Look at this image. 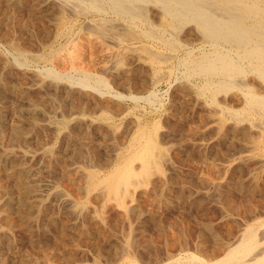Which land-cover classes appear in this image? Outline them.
Instances as JSON below:
<instances>
[{
    "label": "rangeland",
    "instance_id": "374dc122",
    "mask_svg": "<svg viewBox=\"0 0 264 264\" xmlns=\"http://www.w3.org/2000/svg\"><path fill=\"white\" fill-rule=\"evenodd\" d=\"M38 1L40 0H20L18 5L16 4L19 6L18 9L15 5L13 7L9 4H0V19L3 18L0 20V102L2 101L0 103V201H8L3 207L1 205L0 210L7 211L11 221L9 224L10 226L14 224L15 227L12 228L14 230L11 238L6 240L8 243L0 241V264H158V262L163 264L165 260L168 264L174 261L182 264H210L207 257L211 250H217L218 247L220 249L226 241L231 242L236 237V232L238 231V234L240 228L252 221L260 227L258 229L261 239L264 235V112L262 109H258V113L251 110L246 98L249 95L248 91L250 95L264 94V75L259 73L257 66L249 62L248 58L246 60L243 56L232 54L239 64H243L240 72L244 73L233 75L234 83L231 88L229 87L230 89L226 88L228 92L223 89L225 92L220 90L217 93L218 89L209 84L208 76L205 77L203 74L198 76L197 73L188 71L187 64L191 60L194 58L196 60V57L199 59L205 53L215 50V47L210 45L211 42L205 41L201 32L195 30L193 25L186 26L180 32L172 30L163 24L162 19L155 13L157 9L150 5L153 9L148 6L146 14L155 26L141 22L137 28L135 25L124 24L123 21L113 20L112 16V20L109 21L116 25V31L110 30V25H106L107 21L105 27L103 24L102 28L105 30L107 28L106 32L113 34L115 31L114 35L121 37V44L115 42L111 36L99 34L100 30L91 23L94 18L92 14L64 15L58 11L60 7L56 1L48 2L49 5H54L53 7L46 4L47 6L42 8L39 7ZM8 14L12 19H9ZM157 20L160 23L156 22ZM140 28L145 30L148 28L151 34L146 35L147 32L144 33L145 30ZM175 33H178V36ZM99 36L102 37L98 38ZM107 39L110 41H106ZM103 48L105 51L110 48L114 53L107 62L105 58L103 59ZM216 49L225 51L228 47L219 45ZM164 53L168 54L167 57ZM35 54L40 55L41 58ZM72 60H75L77 72L70 70V67L74 66ZM105 62L108 69L101 70ZM50 70L58 75L52 74ZM87 72L103 76L107 86L97 87L91 80L89 87L80 84L78 80ZM221 77L225 80L228 76L213 75L210 79L217 82L218 79H222ZM215 82L214 84H217ZM258 86H261V89ZM241 89L242 92H246H244L246 97L244 93H240ZM53 116L57 120H54ZM217 117H219L218 121ZM212 119H214L213 124L210 122ZM259 129L261 132L257 131ZM15 133L17 135L14 136ZM260 133L262 137H259ZM147 143H153L150 147L157 152L155 160L158 163L154 161L150 169L144 171L142 165L146 153L144 147ZM23 150H36L38 154L33 158L35 161L24 160L26 163L32 162L30 164L32 171L27 173L25 184L36 186L42 180L50 178L61 189L66 188L65 191L77 202L75 206L78 210L75 206L72 208L62 206L56 199L58 196H55L44 204L43 214H46L41 223L44 225L34 223L31 224L32 229L28 226L24 231L25 221L28 219L27 215L22 214L25 212L28 214L27 211L34 213L35 207L24 205L22 200H19V196L24 195L22 194L24 188L21 186L23 189L21 187L18 189L14 186V179L9 177L16 163L24 162L19 158ZM129 166L132 168L128 169ZM75 167L85 168L83 170H86L87 176L73 180V175L69 171L72 172ZM116 168L118 171L114 181L119 180L125 172H130L132 169L130 175L133 176H129L128 182L120 186L121 189L126 186L122 189L123 193L121 189L120 193H111V190L106 188L108 185L105 184L98 186L104 190L103 192H100L98 187L95 188L96 185L93 186V182L99 183V180ZM88 171L91 173L89 174ZM88 174L93 178L86 184L84 182H88L85 180L88 179ZM79 180H83L81 182L84 184H80ZM5 190H10V197L9 192ZM133 193L136 203L133 201L132 204L135 205H133L135 210L132 209L133 206L130 207L128 198ZM128 204L132 211L128 208ZM78 205L82 209H79ZM87 205L89 209L85 208ZM74 208L81 214H76ZM99 215L102 216L101 219L103 218L101 223L95 220ZM66 216L68 217L65 218ZM33 233L38 239H33ZM231 235L235 237L231 238ZM263 240H260L259 247L264 246ZM191 256L194 258L189 259L192 258ZM145 260L147 261L144 262Z\"/></svg>",
    "mask_w": 264,
    "mask_h": 264
},
{
    "label": "bare ground",
    "instance_id": "6f19581e",
    "mask_svg": "<svg viewBox=\"0 0 264 264\" xmlns=\"http://www.w3.org/2000/svg\"><path fill=\"white\" fill-rule=\"evenodd\" d=\"M24 1V0H23ZM51 1V0H40L38 1L39 2V7L42 8V7H46L48 4V2ZM56 1L58 4H59V7H60V11L62 14L66 15L68 13H70L71 15H80V14H92L94 16V18L92 19V25H94L97 29L100 30L99 34L100 35H107V36H111L112 39L118 43H120L121 41V37L114 35L115 31V28H116V25H114L111 21L109 20H112L111 19V16L113 17V20H118L119 21H123L124 24H127V25H135L137 26L139 23H144L146 25H149V26H155V24L150 21L151 19L147 16L148 14H146V11L148 8V6H154L157 10L156 15H158L162 21H163V24L165 26H168L170 27L172 30H177L178 32H180L181 29L184 30V28L186 26H189L190 24L194 26L195 30L197 29L199 32H201L203 38L205 41H208V42H211L210 45L214 46L215 47V50L211 51L210 53L203 55L202 57L198 56L199 59H197L196 57V60L194 58V60H191L189 63L187 61V67H188V71L189 73H197L196 75L198 74H203L206 76H208V81H209V84H212L211 86L217 88V93L220 92V90H223V89H226L227 87L229 88L230 86H233V83H234V78H233V75L235 74H241L242 72L241 71V65L243 64H239L232 56V54H235V55H238V56H243L246 58H248L249 62H252L253 64H255L257 66V70L259 71L260 74L264 75V0H54ZM20 0H0V4H9L11 6L15 5L17 7ZM30 3V2H29ZM36 3V2H35ZM51 3V2H50ZM17 4V5H16ZM35 5V4H34ZM3 6V5H2ZM29 6V5H28ZM48 6H54V5H49ZM150 6V7H151ZM14 7V6H13ZM8 8V7H7ZM6 8V9H7ZM152 8V7H151ZM4 9V10H6ZM10 9V8H9ZM12 9V8H11ZM10 9V10H11ZM18 9V8H17ZM153 9V8H152ZM3 11V10H1ZM9 11V10H8ZM45 11V10H44ZM53 11V10H52ZM16 12V11H15ZM150 12V11H148ZM154 12V11H153ZM3 12H1L2 14ZM6 13V11H5ZM9 13V12H8ZM14 13V12H13ZM12 13V14H13ZM42 13V12H41ZM11 14V15H12ZM4 15V14H3ZM9 15V14H8ZM39 15V14H38ZM43 15V14H42ZM63 15V16H64ZM91 15V16H92ZM148 17H146V16ZM155 16V15H154ZM47 17V15H46ZM144 17V18H143ZM157 17V16H156ZM1 18V17H0ZM5 18V17H4ZM12 19V16L9 15V19ZM14 18V16H13ZM35 18V17H34ZM42 18V17H41ZM69 18V17H67ZM72 18V17H71ZM73 18H75V16H73ZM143 18V19H142ZM159 18V19H160ZM3 19V18H2ZM0 19V20H2ZM63 19V18H62ZM66 19V18H65ZM70 19V18H69ZM91 19V18H90ZM149 19V20H148ZM154 19V18H153ZM158 19V18H157ZM43 20V19H42ZM67 20V19H66ZM12 21V20H11ZM14 21V20H13ZM12 21V22H13ZM108 22L106 23V25H110V30H115L113 34H110L108 32H106L105 29H103V24H104V27H105V22ZM6 22V21H5ZM8 22V21H7ZM16 22V21H15ZM20 22V21H19ZM30 22V21H29ZM38 22V20H37ZM67 21H65L66 23ZM74 22V21H73ZM114 22V21H113ZM156 22H159L158 20ZM21 23V22H20ZM63 23H64V20H63ZM87 23V22H86ZM89 23V22H88ZM160 23V22H159ZM13 24V23H12ZM16 24V23H15ZM52 24V23H51ZM143 24V26H145ZM6 25V24H5ZM11 25V24H10ZM73 25V23H72ZM120 25V24H119ZM7 26H9V24H7ZM5 26V27H7ZM13 26V25H11ZM20 26V25H19ZM27 26V25H26ZM158 26V25H157ZM162 26V25H161ZM14 27V26H13ZM88 27V26H87ZM94 27V28H95ZM108 27V26H106ZM119 27V26H118ZM130 27V26H129ZM141 27V26H140ZM164 27V26H162ZM20 28V27H19ZM72 28V27H71ZM93 28V27H92ZM91 28V29H92ZM95 28V29H96ZM138 28V26H137ZM151 28V27H150ZM192 28V29H194ZM11 29V28H10ZM21 29V28H20ZM19 29V30H20ZM24 29V28H23ZM22 29V30H23ZM84 29V28H83ZM89 29V28H87ZM124 28H122L123 30ZM141 29V28H140ZM156 29V27H155ZM141 30H145L144 29H141ZM159 30V28H158ZM164 30V29H163ZM127 31V30H126ZM72 32V31H71ZM93 32V31H92ZM144 32V31H143ZM147 32V33H146ZM171 32V31H170ZM174 32V31H173ZM185 32V31H184ZM69 33V32H68ZM95 33V32H94ZM119 33V32H118ZM124 33V32H123ZM128 33V31H127ZM146 35L148 34H151L150 31L148 30V28H146L145 32ZM78 34V33H77ZM76 34V35H77ZM109 34V35H108ZM176 34V33H175ZM98 35V34H97ZM144 35V34H143ZM171 35V34H170ZM174 35V33H173ZM178 36V33L176 34ZM176 36V38H177ZM4 37V35H3ZM97 37V36H96ZM102 37V36H101ZM100 36L98 38H101ZM131 37V36H130ZM94 38V37H93ZM97 38V39H98ZM104 38V37H103ZM105 38H107L105 36ZM104 38V39H105ZM159 38V37H158ZM163 38V37H162ZM103 39V40H104ZM129 39H132V38H129ZM135 39V37L133 38ZM3 40V39H2ZM14 40H16L14 38ZM13 40V42H15ZM102 40V41H103ZM179 40V39H178ZM200 40V39H199ZM5 41V40H4ZM19 41V39H18ZM108 41V39L106 40ZM110 41V40H109ZM108 41V42H109ZM126 41V40H125ZM128 41V40H127ZM164 41V40H163ZM167 42V40H165ZM8 42V41H7ZM11 42V44L13 43ZM72 42V41H71ZM101 42V41H100ZM155 42V41H154ZM170 42V41H169ZM187 42V41H186ZM4 43V42H3ZM22 43V42H21ZM104 43V42H103ZM168 43V42H167ZM171 43V42H170ZM1 44V43H0ZM19 44V43H18ZM111 44V43H110ZM122 44V42H121ZM127 44V43H126ZM133 44V43H132ZM137 44V43H136ZM165 44V43H163ZM172 44V43H171ZM182 44V43H181ZM186 44V43H185ZM209 44V43H208ZM16 45V44H15ZM101 45V44H100ZM106 45V44H105ZM107 45L109 46V43H107ZM115 45V44H114ZM117 45V43H116ZM219 45H222L224 46H227L228 49H226L225 51H219L216 49L217 46ZM63 46V45H62ZM69 46V44H68ZM127 46V45H126ZM134 46V45H132ZM172 46H175L172 44ZM16 47V46H15ZM18 47V46H17ZM26 47V46H25ZM103 47V46H102ZM116 47V46H115ZM135 47V46H134ZM27 48V47H26ZM138 47H136L137 49ZM141 48H143L141 46ZM29 49V48H28ZM108 49V47H107ZM123 49V48H122ZM129 49V48H128ZM134 49V48H133ZM144 49H147L144 47ZM208 49V48H207ZM62 50V49H61ZM135 50V49H134ZM78 51V50H77ZM77 51H74V52H77ZM103 59L105 58V61L107 62L108 60H110L112 58V55H114L113 53V50H104L103 48ZM102 51V52H103ZM130 51V50H129ZM9 52V51H8ZM26 52V51H25ZM70 52H72V50H70ZM101 52V51H100ZM138 52V51H137ZM156 52V51H155ZM11 53V52H10ZM23 53V52H22ZM69 53V52H67ZM129 53V52H128ZM131 53V52H130ZM136 53V52H135ZM142 53V52H141ZM162 53V52H161ZM167 53V52H166ZM186 53V52H185ZM30 55V53H28ZM72 54V53H71ZM160 54V53H159ZM165 54V53H164ZM189 54V53H188ZM13 55V54H12ZM11 55V56H12ZM34 55V54H33ZM139 55V54H138ZM157 55V54H156ZM166 55V54H165ZM168 55V54H167ZM166 55V57H167ZM35 56H40V55H36ZM42 56V55H41ZM102 56V55H101ZM116 56V55H115ZM155 56V55H154ZM172 56V55H171ZM237 56V58H239ZM6 57V56H5ZM14 57V56H13ZM12 57V58H13ZM125 57V56H124ZM158 57V56H157ZM27 58V57H26ZM41 58V57H39ZM38 58V60H40ZM74 58V57H72ZM114 58V56H113ZM122 59V57H120ZM129 58V57H128ZM242 58V57H241ZM44 59V57H43ZM148 59V58H147ZM158 59H160L158 57ZM183 59V58H182ZM240 59V58H239ZM116 60V59H115ZM247 60V59H246ZM4 61V60H3ZM23 61V60H22ZM43 61V60H42ZM54 61V60H53ZM73 61V60H72ZM75 61V60H74ZM73 61V64L75 63ZM113 61V60H112ZM122 61V60H121ZM20 62V61H19ZM103 62V61H102ZM103 64L102 65V69L101 70H107L108 69V65L106 64ZM118 62V61H117ZM141 62V61H140ZM153 62V61H152ZM160 62V61H159ZM166 62V61H165ZM186 62V61H185ZM243 62V61H242ZM36 63V62H35ZM146 63V62H145ZM251 63V64H252ZM24 63H22L23 65ZM27 64V63H26ZM31 64V62H30ZM139 64V63H138ZM154 64V63H153ZM245 64V63H244ZM19 65V64H18ZM17 65V66H18ZM21 65V64H20ZM39 65V64H38ZM69 65L70 62H69ZM68 65V66H69ZM246 65V64H245ZM250 65V63H249ZM20 67V66H19ZM36 67V66H35ZM64 67V66H63ZM70 67V66H69ZM68 67V68H69ZM77 66L74 64V66H71L70 67V70L71 71H78ZM136 67V66H135ZM67 68V69H68ZM115 68V67H114ZM125 68H128V67H125ZM124 68V69H125ZM138 68V67H137ZM150 68V67H149ZM249 68V67H248ZM37 69V68H36ZM91 70V68H89ZM134 69V68H133ZM141 69V68H140ZM40 70V69H39ZM43 70V69H42ZM57 70V69H56ZM127 70V69H126ZM131 70V69H130ZM129 70V71H130ZM142 70V69H141ZM158 70V69H156ZM256 70V69H255ZM256 70V72H257ZM52 71V70H50ZM49 71V72H50ZM70 71V72H71ZM95 71V70H94ZM132 71V70H131ZM252 71H254V69H252ZM2 72V71H1ZM53 72V71H52ZM58 72V71H57ZM96 72V71H95ZM133 72V71H132ZM145 72V71H144ZM156 72V71H155ZM183 72V71H182ZM240 72V73H239ZM79 73V72H78ZM82 73V72H81ZM143 73V71H142ZM170 73V72H169ZM244 73V72H243ZM242 73V74H243ZM249 73V72H248ZM37 74V73H36ZM47 74V73H46ZM54 74V72L52 73ZM65 74V73H64ZM187 74V73H186ZM192 74V75H194ZM256 74V73H255ZM259 74V75H260ZM54 75H58L57 73L54 74ZM69 75V74H68ZM67 75V76H68ZM138 75V74H137ZM184 75V74H183ZM182 75V76H183ZM190 75V74H189ZM213 75H225V76H228L227 79H223V81L219 80L215 83L217 84H214L213 80L210 79L211 76ZM247 75V74H246ZM49 76V75H47ZM51 76V75H50ZM66 76V74H65ZM73 76V75H72ZM191 76V75H190ZM199 76V75H198ZM243 76V75H242ZM257 76V75H256ZM55 77V76H54ZM71 77V76H70ZM107 77V76H106ZM46 78V77H45ZM53 78V77H52ZM56 78V77H55ZM59 78V77H57ZM66 78V77H65ZM188 78V77H187ZM219 78V77H218ZM226 78V77H225ZM236 78V76H235ZM244 78V76H243ZM260 78V76H259ZM262 78V77H261ZM2 79V78H1ZM8 79V78H6ZM129 79V78H128ZM263 79V78H262ZM40 80V79H39ZM70 80V79H69ZM90 80L91 81H94V84H96L97 87H106L107 86V82L105 80V78L99 74H95V73H85L84 76L82 78H80L78 81L80 84H82L83 86H87L89 87V83H90ZM264 80V79H263ZM41 81V80H40ZM237 81V79H236ZM235 81V82H236ZM156 82V81H155ZM38 83V82H37ZM44 83V82H43ZM42 83V84H43ZM58 83V82H57ZM208 83V82H207ZM244 83V81H243ZM260 83V82H258ZM23 84V82H22ZM59 84V83H58ZM69 84V83H68ZM67 84V85H68ZM110 84V83H109ZM207 85V84H206ZM25 86V83L24 85ZM81 86V85H80ZM236 86V85H235ZM1 87V86H0ZM92 87V86H91ZM202 87V86H201ZM245 87V86H244ZM249 87V85H248ZM246 86V89L248 88ZM259 87V86H258ZM261 87V86H260ZM259 87V89H261ZM18 88V87H17ZM30 88V87H29ZM35 88V87H34ZM94 88V87H93ZM112 88V86H111ZM190 88V87H189ZM200 88V87H199ZM231 88V87H230ZM229 88V89H230ZM254 88V87H253ZM263 88V87H262ZM16 89V88H15ZM26 89V88H25ZM37 89V88H36ZM42 89V87H41ZM29 90V89H27ZM40 90V89H39ZM47 90V89H46ZM250 90V89H249ZM258 90V88H257ZM3 91V90H2ZM16 91V90H15ZM100 91V90H99ZM103 91V90H102ZM225 92V90H223ZM227 91V89H226ZM229 91V90H228ZM227 91V92H228ZM21 92V91H20ZM39 93V91H37ZM222 92V91H221ZM242 92V89L240 91V93ZM245 92V91H244ZM242 92V93H244ZM249 92V91H248ZM248 97L245 96V93H244V97H246L248 99V106L249 108H251V110L253 109V111L255 110L256 113H258V109H262L264 112V94H262L263 96H258V95H254L251 93H248ZM252 92V91H251ZM260 92V91H259ZM1 93V92H0ZM3 93V92H2ZM34 93V92H33ZM58 93V92H57ZM149 93V92H148ZM190 93V92H189ZM256 93V92H255ZM264 93V92H263ZM45 94V93H44ZM55 94V93H54ZM77 94V93H76ZM100 94V93H99ZM115 94V93H114ZM112 94V95H114ZM8 95V94H7ZM136 95V94H135ZM153 95V93H152ZM124 96V95H122ZM139 96V95H138ZM146 96H148L146 94ZM150 96V95H149ZM201 96V95H200ZM242 96V95H241ZM10 97V96H9ZM21 97V96H20ZM27 97V96H26ZM32 97V96H31ZM40 97V96H39ZM42 97V96H41ZM117 97V96H116ZM137 97V96H136ZM197 97V96H196ZM199 97V96H198ZM54 98V97H53ZM64 98V97H62ZM70 98V97H69ZM75 98V96H74ZM78 98V97H77ZM80 98V97H79ZM213 98V97H211ZM4 99V97H3ZM6 99V98H5ZM72 99V98H71ZM81 99V98H80ZM83 99V98H82ZM206 99V98H205ZM43 100V99H42ZM41 100V101H42ZM89 100V99H88ZM87 100V101H88ZM78 101V100H77ZM2 102V101H1ZM0 102V103H1ZM35 102V101H34ZM62 102V101H61ZM70 102V101H69ZM11 103V102H10ZM38 103V102H37ZM50 103V102H49ZM81 103V102H80ZM19 104V103H18ZM67 104V103H66ZM69 104V103H68ZM67 104V105H68ZM71 104V103H70ZM78 104V103H77ZM100 104V103H99ZM104 104V103H103ZM48 105V104H47ZM58 105V104H56ZM92 105V104H91ZM243 106V104H242ZM247 106V107H248ZM7 107V106H6ZM5 107V108H6ZM9 107V106H8ZM7 107V108H8ZM19 107V106H18ZM17 107V108H18ZM58 107V106H57ZM62 107H64V105H62ZM68 107V106H67ZM71 107V106H70ZM69 107V108H70ZM227 107V106H226ZM235 107V106H234ZM246 107V105H245ZM6 108V109H7ZM56 108V107H55ZM59 108V107H58ZM66 108V106L64 107ZM82 108V107H81ZM22 109V108H21ZM47 109V107H46ZM52 109V108H51ZM67 109V108H66ZM91 109V108H90ZM243 109V108H242ZM241 111H244L242 110ZM246 109V108H245ZM9 110V109H8ZM110 111V110H109ZM230 111V110H229ZM228 111V112H229ZM236 111V109L234 110ZM249 111V110H248ZM14 112V111H13ZM21 112V111H20ZM48 112V111H47ZM50 112V111H49ZM107 112V111H106ZM239 113V111H237ZM3 113V112H2ZM19 113V112H18ZM17 113V114H18ZM40 113V112H39ZM105 113V112H103ZM102 113V114H103ZM108 113V112H107ZM233 113V112H232ZM231 113V114H232ZM242 113V112H240ZM259 113H261V111H259ZM28 114V113H27ZM81 114V113H80ZM264 114V113H263ZM262 114V115H263ZM7 115V114H6ZM101 115V114H100ZM31 116V115H30ZM65 116V115H64ZM33 117V116H32ZM36 117V116H35ZM44 117V116H42ZM54 117V116H53ZM234 117V116H233ZM15 118V117H14ZM40 118V117H39ZM38 118V119H39ZM213 118V115L212 117ZM217 121L219 120V117H217ZM225 118V117H224ZM237 118V116H236ZM240 118V117H239ZM238 118V119H239ZM19 119V118H18ZM43 119V118H42ZM54 120H57V118L55 119V117L53 118ZM71 119V118H70ZM108 119V118H107ZM105 120V119H104ZM181 120V119H180ZM213 120L212 119L210 122L213 124ZM216 120V118H215ZM225 120V119H224ZM185 121V120H184ZM50 122V121H49ZM54 122V121H53ZM59 122V121H58ZM1 123V122H0ZM7 123V122H6ZM47 123V122H46ZM67 123V122H66ZM209 123V122H208ZM220 123H222V121L220 120ZM236 123V122H235ZM252 123V122H251ZM56 124H60V123H57ZM149 124V123H148ZM5 125V124H4ZM80 125V124H79ZM234 125V124H233ZM242 125V124H241ZM6 126V125H5ZM20 126V125H19ZM18 126V128L20 129V127ZM24 126V125H23ZM31 126V124H30ZM247 126V125H245ZM1 127V126H0ZM22 127V126H21ZM32 127V126H31ZM45 127V126H44ZM222 128V127H221ZM220 128V129H221ZM235 128V127H233ZM250 128V127H249ZM248 128V129H249ZM12 129V128H11ZM16 129V128H15ZM14 129V130H15ZM17 129V130H19ZM56 129V128H55ZM65 129V128H64ZM15 130V131H17ZM33 130V129H32ZM13 131V130H12ZM11 131V132H12ZM20 131V130H19ZM25 131V130H24ZM23 131V132H24ZM29 131V130H28ZM78 131V130H76ZM142 131V130H141ZM243 131V130H242ZM257 131H260L261 132V129L257 130ZM40 132V131H39ZM60 132V131H59ZM68 132V131H67ZM228 132V131H227ZM10 133V132H8ZM6 133V134H8ZM13 133V132H12ZM20 133V132H19ZM18 133V135L20 136V134ZM36 133V132H35ZM38 133V132H37ZM36 133V134H37ZM43 133V132H42ZM65 133V132H64ZM74 133V132H73ZM26 134V133H25ZM34 134V133H33ZM32 134V135H33ZM139 134V133H138ZM144 134V133H143ZM146 134V133H145ZM225 134V133H224ZM232 134V133H231ZM262 133H260L259 137H262L261 136ZM264 134V133H263ZM10 135V134H9ZM17 135L16 133L14 134V136ZM23 135V134H22ZM61 135V134H60ZM142 135V134H141ZM140 135V136H141ZM11 136V135H10ZM69 136V135H68ZM74 136V135H73ZM139 136V135H138ZM254 136V135H253ZM12 137V136H11ZM21 137V136H20ZM256 137V136H255ZM10 138V137H9ZM14 138V137H13ZM12 138V139H13ZM24 138V136H23ZM131 138V137H130ZM137 138V137H136ZM135 138V139H136ZM254 138V137H253ZM7 139V138H6ZM142 139V137H141ZM146 140V138H144ZM188 139V138H187ZM186 139V140H187ZM242 139V138H241ZM256 139H258V137H256ZM255 139V140H256ZM4 140V139H3ZM14 140V139H13ZM79 140V138L77 139ZM144 140V142H145ZM261 140V139H259ZM258 140V141H259ZM264 140V138H263ZM11 141V140H10ZM22 141V140H21ZM76 141V140H74ZM83 141V140H81ZM199 141V140H198ZM7 142V140H6ZM151 142V141H150ZM257 142V141H256ZM31 143V142H30ZM66 143V142H65ZM122 143V142H121ZM138 143V142H137ZM161 143V142H160ZM185 143V142H184ZM196 143H199L196 141ZM10 144V143H9ZM153 144V143H151ZM149 143H147V146H145L144 148L146 149V152L145 153V159H144V162L142 164V166L144 167V171H148L151 167V165L154 163L155 158H156V153L152 147H150ZM155 144V142H154ZM254 144V143H253ZM256 144V143H255ZM3 145V144H2ZM22 145V144H21ZM20 145V147H21ZM29 145V144H28ZM81 145V144H80ZM121 145V144H120ZM143 145V143H142ZM200 145V144H199ZM250 145V144H249ZM257 145V144H256ZM16 146V145H15ZM141 146V145H140ZM156 146V145H154ZM178 146V145H177ZM261 146V145H260ZM23 147V146H22ZM118 147V146H117ZM138 147V146H137ZM158 147V146H157ZM199 147V146H198ZM257 147V146H256ZM25 148V147H23ZM142 148V147H140ZM201 148V147H200ZM253 148V147H252ZM252 148H250L252 150ZM143 149V148H142ZM255 149V148H253ZM9 150V149H7ZM38 150V149H37ZM140 150V149H139ZM158 150V148H157ZM156 150V151H157ZM162 150V148H161ZM260 150V149H259ZM43 151V150H42ZM136 151V149H135ZM38 152V151H37ZM47 152V151H46ZM49 152V151H48ZM140 152V151H139ZM143 152V150H142ZM12 153V152H11ZM85 153V152H84ZM255 153V152H253ZM36 150L35 151H29V150H23L21 152V157L19 158H22L21 160H26V159H33L34 157H36ZM46 154V153H45ZM141 153H139L140 155ZM164 154V153H163ZM12 155V154H11ZM15 155V154H14ZM135 155V154H134ZM138 155V154H137ZM136 155V156H137ZM159 155V154H158ZM157 155V156H158ZM165 155V154H164ZM211 155V154H210ZM49 156V155H48ZM121 156V155H120ZM129 155H127L128 157ZM143 156V154H142ZM167 156V155H166ZM164 156V157H166ZM262 156V155H261ZM264 156V155H263ZM39 157V156H38ZM55 157V156H54ZM58 157V156H57ZM56 157V158H57ZM144 157V156H143ZM259 157V156H258ZM5 158V157H4ZM130 158V157H129ZM139 158V156H138ZM168 158V157H167ZM204 158V157H203ZM50 159V158H49ZM125 159V158H124ZM163 159V157H162ZM165 159V158H164ZM202 159V158H201ZM261 159V158H260ZM15 160V159H14ZM34 160V159H33ZM51 160V159H50ZM59 160V159H58ZM126 160V159H125ZM129 160V159H128ZM132 160V159H131ZM262 160V159H261ZM10 161V160H9ZM35 161V160H34ZM260 162V161H259ZM32 163V162H31ZM31 163H26L25 161L24 162H18V164L16 163V165L13 167V171H11V175L9 176L10 178H13L14 179V186H16L18 189L23 186L24 188V192L22 194V196H19V200L24 203V205H28L29 206H34L35 207V210L34 213L32 212H28V214H22V215H27V219L25 222L28 223L26 224L25 223V227L26 229L24 228V231L27 230L28 226L32 229L33 227H31V224H34L36 223V225L39 223V225H44V224H41L42 221H43V218L45 217L44 215L46 214H43V207L45 206V202L48 200V199H52L53 197H57V201L58 203H60L62 206H66V207H74L76 205V201L71 198L69 196V193H67L64 189H61L53 180H51L50 178H46L44 180H42V182L36 186H34V184H30L28 183V185H26L25 181L27 180V173L31 172L32 171V167H31ZM111 163V162H110ZM125 163V162H124ZM134 163V162H133ZM156 163H158L156 161ZM264 163V162H263ZM160 164V163H159ZM2 165V163H1ZM49 165V164H48ZM121 165V164H120ZM141 165V164H140ZM139 165V166H140ZM264 165V164H263ZM11 166V165H10ZM8 166V167H10ZM35 166V165H34ZM33 166V167H34ZM126 167V165H124ZM128 166V164H127ZM133 166V164H132ZM161 166V165H160ZM74 167V166H73ZM123 167V166H121ZM131 166L128 167V169L130 168ZM138 167V166H136ZM159 167V166H158ZM213 167V166H212ZM132 168V167H131ZM210 168V167H209ZM226 168V167H225ZM229 168V167H228ZM36 169V168H35ZM50 169V168H49ZM85 169V168H83ZM83 169L80 168H73V171H69L70 174L73 175V180L74 179H77L78 177H82L84 175L87 176V172H85ZM122 169V168H121ZM127 169V170H128ZM141 169V168H140ZM259 169V168H258ZM264 169V168H263ZM6 170V169H5ZM120 170V169H119ZM124 170V168H123ZM121 170V171H123ZM142 170V169H141ZM160 170H161V167H160ZM51 171V170H50ZM117 171L118 169L116 168L115 170H113L111 173H109L108 175H103L105 178H103L102 180H99L100 182L98 183L97 181V184L96 182L92 183L93 186L96 185L95 188H97L100 184H105L106 186L108 185V189L111 190V193H120V186L121 184L123 183L125 185V182L127 181L128 178H130L129 176H133L130 175L132 173V169L130 172H125L123 174V176H121V178L119 180H115L114 181V178L117 176ZM126 171V170H125ZM158 171V170H157ZM68 172V171H67ZM89 172V171H88ZM137 172V171H136ZM151 172V171H150ZM154 172V171H153ZM91 172H89L90 174ZM122 173V172H121ZM120 173V175H121ZM139 173V172H138ZM146 173V172H144ZM2 174V173H1ZM8 174V173H7ZM65 174V173H64ZM88 174V179H85L86 181L88 180V182H84V183H89L90 181H92V178L93 176L92 175H89ZM93 174H95L93 172ZM141 174V173H140ZM150 174V173H149ZM166 174V173H165ZM256 174V173H255ZM96 175V174H95ZM148 175V174H147ZM1 176V175H0ZM154 176V175H153ZM163 176V175H162ZM169 176V175H168ZM5 177V176H4ZM99 177V176H98ZM120 177V176H119ZM117 177V178H119ZM135 177V176H134ZM132 177V178H134ZM138 177V176H136ZM7 178V177H6ZM72 178V177H71ZM96 178V177H95ZM101 178V177H100ZM146 178V177H145ZM70 179V178H68ZM138 179V178H137ZM152 179V178H151ZM170 179V178H169ZM196 179V178H195ZM5 180V179H3ZM31 180V179H30ZM136 180V179H135ZM153 180V179H152ZM157 180V179H156ZM188 180V179H187ZM205 180V179H204ZM80 182L83 180H79ZM78 181V182H79ZM146 181V180H145ZM144 181V182H145ZM210 181V180H209ZM11 182V181H10ZM32 182V181H31ZM72 182V181H71ZM80 183V184H84V183ZM128 182V181H127ZM131 182V180L129 181ZM143 182V181H142ZM143 182V183H144ZM147 182V181H146ZM152 182V181H150ZM157 182V181H156ZM208 182V180H207ZM8 183V182H7ZM33 183V182H32ZM35 183V182H34ZM77 183V182H76ZM135 183H138V182H135ZM164 183V182H163ZM163 183H159V184H163ZM231 183V182H230ZM10 184V183H9ZM30 184V185H29ZM74 184V183H73ZM78 184V183H77ZM152 184V183H151ZM180 184V183H179ZM182 184V183H181ZM199 184V183H198ZM1 185V184H0ZM13 185V184H12ZM79 185V184H78ZM138 185V184H137ZM149 185V184H148ZM154 185V184H152ZM185 185V184H184ZM5 188H6V185L4 184ZM92 186V185H91ZM90 186V187H91ZM103 186V185H102ZM101 186V187H102ZM139 186H142V185H139ZM145 186H146V183H145ZM163 186V185H162ZM201 186V185H200ZM10 187V185H9ZM12 187V186H11ZM84 187V186H83ZM126 187V186H125ZM124 187V188H125ZM13 188V187H12ZM21 187V189H23ZM94 188V191L96 190ZM105 188V187H104ZM105 188V189H106ZM122 188V189H124ZM141 188V187H140ZM147 188V187H146ZM150 188V187H149ZM204 188V186H203ZM16 189V188H15ZM82 189V188H80ZM98 189L100 190V192L104 191L102 188H99ZM122 189H121V192H122ZM131 189V188H130ZM134 189V188H133ZM152 189V188H151ZM1 190V189H0ZM11 190H14V189H11ZM88 190V189H87ZM92 190V189H91ZM137 190V189H136ZM139 190V189H138ZM146 190V189H144ZM5 191H10V190H5ZM18 191V190H17ZM113 191V192H112ZM126 192V189L124 190ZM1 192V191H0ZM88 192V191H87ZM91 192V191H90ZM108 192V191H107ZM106 192V193H107ZM110 192V191H109ZM134 192V191H133ZM137 192V191H136ZM159 192V191H158ZM7 193V192H6ZM96 193V192H95ZM105 193V192H104ZM123 193V192H122ZM9 194V197L11 196L10 195V192L8 193ZM6 194V195H8ZM16 194V193H15ZM110 194V193H109ZM136 194V193H135ZM106 195V194H104ZM123 195V194H122ZM88 196V195H87ZM101 196V195H100ZM125 196V195H124ZM128 196V195H127ZM126 196V197H127ZM162 196V195H161ZM5 197V196H4ZM86 197V196H85ZM102 197V196H101ZM115 197V196H114ZM120 197V196H118ZM117 197V199H118ZM123 197V196H122ZM8 198V197H7ZM78 198V197H77ZM113 198V197H111ZM116 198V197H115ZM129 204H131L130 207H132L134 204L132 203H136V201H134V193L133 194H130L129 195ZM136 198V197H135ZM200 198V197H198ZM203 198V197H202ZM5 199V198H4ZM79 199V198H78ZM137 199V198H136ZM204 199V198H203ZM8 200V199H7ZM108 200V199H107ZM105 200V201H107ZM231 200V199H230ZM11 201V200H10ZM19 201V202H20ZM117 201V200H116ZM123 201V200H122ZM134 201V202H133ZM52 202V201H51ZM54 202H55V198H54ZM108 202V201H107ZM2 203V204H1ZM8 201H0V208H2L5 204H7ZM23 203H20V204H23ZM56 203V202H55ZM125 204V202H123ZM127 203V201H126ZM138 203V202H137ZM106 204V202H105ZM129 204H128V208H129ZM141 204V203H140ZM2 205V207H1ZM54 205V204H53ZM58 205V204H57ZM84 205V204H82ZM107 205V204H106ZM115 205V204H114ZM126 205V204H125ZM124 205V207H125ZM137 205V204H136ZM238 205V204H237ZM8 206V205H7ZM10 206V205H9ZM79 206V205H78ZM116 206V205H115ZM121 206V205H120ZM135 206V205H134ZM134 206L132 207V209H134ZM76 209H77V206H75ZM105 207V206H104ZM13 208L15 209V207L13 206ZM21 208V207H20ZM33 208V207H32ZM81 207L79 206V209ZM84 208V207H83ZM85 208H88V205L85 207ZM118 208V207H117ZM126 208V207H125ZM127 208V209H128ZM6 209V208H5ZM18 209V208H17ZM75 208V213L76 214H81L79 211H77ZM82 209V208H81ZM89 209V208H88ZM112 209V208H111ZM126 209V210H127ZM130 209V208H129ZM128 209V210H129ZM21 210V209H20ZM60 210V209H59ZM65 210V209H64ZM110 210V209H109ZM124 210V209H123ZM131 210V209H130ZM129 210V211H130ZM135 210V209H134ZM50 211V210H49ZM97 211V210H96ZM100 211V210H99ZM103 211V210H102ZM125 211V210H124ZM132 211V210H131ZM137 211V210H136ZM51 212V211H50ZM53 212V211H52ZM51 212V213H52ZM60 212V211H59ZM65 212V211H64ZM16 213V212H15ZM61 213V212H60ZM74 213V212H73ZM72 213V214H73ZM105 213V212H104ZM110 213V211H109ZM136 213V212H135ZM258 213V212H257ZM21 214V213H19ZM54 214V213H53ZM56 214V213H55ZM94 214V213H93ZM92 214V215H93ZM50 215V214H49ZM69 215V214H68ZM75 215V214H74ZM112 215V214H111ZM115 215V214H114ZM256 215V214H255ZM262 215V214H261ZM21 216V215H20ZM55 216V215H54ZM95 216V215H94ZM93 216V217H94ZM101 215L99 216H96L95 217V220L96 222L98 223H101L102 222V219L100 217ZM253 216V215H252ZM259 216V215H258ZM258 216H255V217H258ZM68 216H66L65 218H67ZM80 217V216H79ZM84 217V216H83ZM14 218V217H13ZM18 218V217H17ZM25 218V217H23ZM63 218V217H62ZM90 218V217H89ZM104 218H106L104 216ZM252 218V217H251ZM56 219V216L55 218ZM54 219H51V220H54ZM59 219V218H58ZM74 219L78 220L77 218L74 217ZM73 219V220H74ZM87 219V217L85 218ZM107 219V218H106ZM110 219V218H109ZM255 220V218H253ZM259 220L261 218H258ZM12 220V219H11ZM72 220V219H71ZM105 220V219H104ZM257 220V219H256ZM9 221H10V218H9V215L7 214V211L6 210H3L2 211L0 210V241H6L7 239H10L11 237V234H12V228H15L14 227V224H12V226H10L9 224ZM22 221V220H21ZM57 221V220H55ZM61 221V220H60ZM62 221H64L62 219ZM91 221V220H90ZM93 221V220H92ZM213 221V220H212ZM11 222V221H10ZM13 222V221H12ZM82 222V221H81ZM247 222V221H246ZM258 222V221H257ZM262 222V221H261ZM8 223V224H7ZM23 223V222H22ZM22 223H18V224H22ZM64 223H66V221H64ZM75 223V221H74ZM77 223V222H76ZM245 223V222H244ZM248 223V222H247ZM83 224V222H82ZM86 224V223H85ZM84 224V225H85ZM91 224V223H90ZM207 224V222H206ZM212 224V223H211ZM263 224V223H262ZM17 225V224H16ZM35 225V226H36ZM65 225V224H64ZM63 225V226H64ZM78 225V224H77ZM83 225V226H84ZM103 225V224H102ZM114 225V224H113ZM244 225V224H243ZM20 226V225H19ZM23 226V227H24ZM79 226V225H78ZM258 225L256 224L255 221H252L251 223H248L245 227L241 226L242 228H240V231L239 233L237 234L236 232V237L234 235H231V238L232 236H234L235 238L232 239L231 242H227L226 243H223L222 246H220L221 248L219 249V247L217 248V250H211V253L208 255L207 257V260L210 264H264V246H260L259 247V243L261 242L260 240L261 239H264L262 235V238L259 239V229L260 227H257ZM261 226V225H260ZM18 227V226H17ZM62 227V226H61ZM90 227V226H89ZM102 227V226H101ZM211 227V226H210ZM264 227V226H263ZM261 227V228H263ZM208 228V227H207ZM22 229V228H21ZM31 229H28L31 230ZM36 229V228H35ZM34 229V230H35ZM101 229V228H100ZM33 230V232H34ZM74 230V228H73ZM22 231V230H21ZM39 231V230H38ZM43 231L45 232V227L43 226ZM41 231V232H43ZM85 231V230H84ZM88 231V229H87ZM108 231V229H107ZM110 231V230H109ZM264 231V230H263ZM32 232V231H31ZM43 232V233H44ZM64 233V231H62ZM106 232V231H105ZM29 233V232H28ZM36 233V231H35ZM35 233H33V239L34 238H37L35 237ZM40 233V231H39ZM65 233H69V231H65ZM71 233V232H70ZM75 233V232H74ZM215 233V232H213ZM233 233V232H232ZM32 233H30L31 235ZM38 234V233H37ZM80 234V233H79ZM107 234V233H106ZM17 235V234H16ZM28 235V234H27ZM39 235V234H38ZM98 235V233H97ZM108 235V234H107ZM23 236V235H20V237ZM42 236V235H41ZM62 236V235H61ZM78 236V235H77ZM104 236V235H103ZM25 237V236H24ZM74 237V236H73ZM83 237V236H82ZM115 237V236H114ZM207 237V236H206ZM216 237V236H215ZM261 237V236H260ZM32 238V237H31ZM30 238V239H31ZM54 238V237H53ZM79 238V237H77ZM111 238V237H110ZM217 238V237H216ZM38 239V238H37ZM80 239V238H79ZM83 239V238H82ZM127 239V238H126ZM61 240V239H60ZM91 240V239H90ZM119 240V239H118ZM219 240V239H218ZM221 240V239H220ZM10 241V240H9ZM23 241V240H22ZM56 241V240H54ZM7 242V241H6ZM45 242V240H44ZM48 242V241H47ZM129 242H132V241H129ZM264 242V240H263ZM8 243V242H7ZM60 244V243H59ZM220 244V243H219ZM226 244V245H225ZM3 245V244H2ZM7 245V244H6ZM39 245V244H38ZM51 245V244H50ZM49 245V246H50ZM68 245V244H67ZM73 245V244H72ZM76 245V244H75ZM263 245V244H262ZM26 246V245H24ZM47 246V245H46ZM1 247V246H0ZM34 247V246H33ZM48 247V246H47ZM55 247V246H54ZM76 247V246H75ZM80 247V246H79ZM124 247V246H123ZM126 247V246H125ZM25 248V247H24ZM27 248V247H26ZM64 248V247H63ZM96 248V247H95ZM12 249V248H11ZM38 251H39V248H37ZM51 249V247H50ZM61 249V248H60ZM73 249V248H72ZM183 249V248H182ZM208 249V248H207ZM34 250V249H33ZM49 250V249H48ZM206 250V249H205ZM70 251V250H68ZM124 251V250H123ZM126 251V250H125ZM48 253V252H47ZM128 253V252H127ZM139 253V252H138ZM121 254V253H120ZM194 254V253H193ZM6 255V254H5ZM47 255V254H46ZM50 255V254H49ZM73 255V254H72ZM123 255V254H122ZM191 255V254H189ZM199 255V254H198ZM171 256V255H170ZM173 256V255H172ZM38 257V256H37ZM128 257V256H126ZM192 257V256H191ZM206 257V256H205ZM204 257V258H205ZM13 258V257H12ZM29 258V257H27ZM34 258V257H32ZM68 258V257H67ZM69 258H72V257H69ZM122 258V257H121ZM172 257H170L171 259ZM194 256L192 258L189 257V259H193ZM45 259V258H44ZM50 259V258H49ZM64 259V258H63ZM124 259V258H123ZM126 259V258H125ZM155 259V257H154ZM169 259V260H170ZM202 259V258H201ZM1 260V259H0ZM20 260V259H19ZM23 260V259H22ZM67 260V259H66ZM79 260V259H78ZM77 260V261H78ZM120 260V259H119ZM118 260V261H119ZM197 260H199L197 258ZM69 261V260H68ZM67 261V262H68ZM80 261V260H79ZM82 261V260H81ZM85 261V260H84ZM100 261V260H99ZM147 260H145L144 262H146ZM160 261V260H159ZM163 261V260H162ZM161 261V262H162ZM166 261V260H165ZM164 261L163 264H168ZM172 261V260H171ZM181 261V260H180ZM186 261V259H185ZM26 262V261H25ZM28 262V261H27ZM72 262V261H71ZM83 262V261H82ZM81 262V263H82ZM95 262V261H94ZM127 262V261H126ZM158 262V261H157ZM182 262V261H181ZM200 262V261H199ZM4 263V262H3ZM24 263V262H23ZM30 263V261L28 262ZM70 263V262H68ZM192 263V262H191ZM203 263V262H202ZM9 264V263H8ZM79 264V263H78ZM97 264V263H96ZM113 264V263H112ZM125 264V263H124ZM154 264V263H153ZM156 264V263H155ZM159 264V262H158ZM171 264H182L180 263L179 261H174V262H171ZM186 264V263H185ZM190 264V263H189ZM195 264V263H194Z\"/></svg>",
    "mask_w": 264,
    "mask_h": 264
}]
</instances>
